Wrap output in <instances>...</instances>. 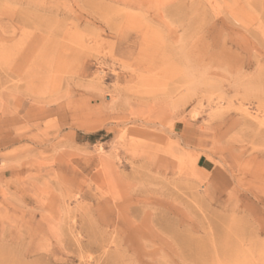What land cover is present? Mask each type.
<instances>
[{
	"label": "rangeland",
	"instance_id": "1",
	"mask_svg": "<svg viewBox=\"0 0 264 264\" xmlns=\"http://www.w3.org/2000/svg\"><path fill=\"white\" fill-rule=\"evenodd\" d=\"M0 264H264V0H0Z\"/></svg>",
	"mask_w": 264,
	"mask_h": 264
}]
</instances>
